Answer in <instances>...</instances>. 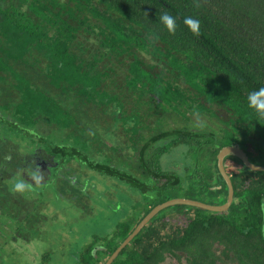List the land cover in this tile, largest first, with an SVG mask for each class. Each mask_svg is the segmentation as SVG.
<instances>
[{"label": "trees", "instance_id": "obj_1", "mask_svg": "<svg viewBox=\"0 0 264 264\" xmlns=\"http://www.w3.org/2000/svg\"><path fill=\"white\" fill-rule=\"evenodd\" d=\"M1 1L0 83L2 92L12 95L0 102V150L19 147L23 155L7 160L0 151V170L20 161L18 165L26 164L30 171L40 164L32 156L48 155L54 167L76 159L125 182L137 194L135 199L126 195L125 217L110 232L91 234L73 252L70 264H103L137 222L166 199L184 196L223 203L228 190L217 167L218 151L238 145L254 162L250 156L264 150V119H258L247 101L250 92L264 86V0H199V7L194 0ZM165 12L176 18L175 35L159 19ZM188 16L200 21V36L184 25ZM79 30L97 35L90 56L76 40ZM146 51L149 62L141 55ZM105 58L125 62L122 85L113 67L101 63ZM40 63L48 87L34 82L22 67ZM109 80L117 90L109 88ZM145 95L187 120V110L194 109L220 123H185L151 132L139 111ZM88 104L110 109L114 129L101 131L96 116L93 124L83 120ZM213 105L226 112L225 118ZM118 128L126 143L108 147L117 154L118 149H129L123 154L127 159L121 155L115 160L108 153L95 156L98 139H114ZM18 139H26V145ZM176 145L180 163L174 167L161 157ZM224 164L233 185L227 209L168 205L110 264H164L166 256L184 259L182 264H264V170L250 169L234 155L225 156ZM16 174L10 182L2 180L0 189L9 190ZM10 194L0 190V196ZM168 212L183 215L185 223H169ZM39 264H51L49 254L43 253Z\"/></svg>", "mask_w": 264, "mask_h": 264}, {"label": "rangeland", "instance_id": "obj_2", "mask_svg": "<svg viewBox=\"0 0 264 264\" xmlns=\"http://www.w3.org/2000/svg\"><path fill=\"white\" fill-rule=\"evenodd\" d=\"M1 3L5 5L7 0H2ZM96 38L97 35L94 31L84 32L79 30L76 40L81 42V46L87 51L85 54L90 56L91 51L97 47ZM145 53L144 55L141 54L142 58L149 62L147 55L151 54L148 51ZM107 60L105 58L101 63L105 61L113 67L114 73L112 74L117 78V82L122 85L121 81L124 80L126 72L125 62H120L116 58H111L110 61ZM160 63L168 66L165 62L161 61ZM40 65L42 67H39ZM22 67L34 82L45 87L49 86L41 69L44 68L42 63L38 65L26 64ZM158 68L156 67L155 70ZM108 85L112 90H117L116 84L112 81L109 80ZM1 87L2 84L0 83V102H4L8 95H12V93L5 90L2 92L4 88ZM143 98L146 99L144 105L142 104L140 110H138L143 116L142 123L147 126L145 129H149L151 132L158 127L162 129L172 128L185 123L191 126L195 125L194 122L208 126H215L216 123H220L217 117L198 113L194 109L187 110L190 117L187 120L169 107L166 109L163 107L165 109L163 110L162 105L158 106L147 95ZM129 103H126L127 109L131 107ZM144 108H148L147 112L144 111ZM85 109L90 120L82 116L83 120L87 119L89 123L93 124V117L96 116L98 128L101 131L114 129V126H112L114 122L108 114L110 109H107L106 106L88 104ZM213 109L219 117L225 118L226 112L221 107L213 105ZM93 131L94 129L89 128L88 132L90 135H94ZM96 134L99 136V133ZM113 138L107 141L104 136H101V139H98L93 146L95 150H99V154L95 153V156L108 153L112 156V159L118 160L116 159L118 156H123L125 151H130L129 149H118L119 154H117V152L112 153V150L108 147L110 144L120 143L123 145L126 143V137L121 128L113 132ZM18 140L21 146L26 145V139ZM22 150L19 147L14 149L5 146L0 151L2 154H6L8 160L11 156H13V159L21 157ZM178 151L176 145L170 152L162 155L161 161L165 164L169 162V164L177 167L180 163L177 159V156L180 155ZM9 152L10 154H7ZM123 157L127 159V155ZM31 158L36 162H40L38 165L44 172L45 180L42 187H37L32 192L21 195L5 190L7 193H11L10 198L0 196V264H39L43 253L49 254L51 264H70L73 252H77L81 245L91 238V234L96 232L104 235L110 232L118 219L125 217V209L128 205L126 195L135 199L137 194L133 193V189L125 182L119 181L116 177L99 173L86 167V165H80L76 159L69 160L63 166L54 167L51 165L55 163L48 155L42 157V159L39 156H32ZM250 158L262 162L264 160V150H260V154H254ZM19 163L20 161L17 165L11 166L9 162V166L0 170L1 183L13 180L16 171L20 172L23 179L28 181L30 167L26 164L24 166L18 165ZM3 166L1 165V167ZM240 166L243 167L242 164ZM21 176L16 174V180L21 179ZM0 190L3 193L5 192L2 189ZM9 212L14 213L12 217L7 215ZM6 216H9L10 219ZM167 218H169L171 224L177 222L183 224L186 220L183 215L175 212H168ZM163 262L164 264H182L184 259L180 261L176 257L166 256ZM216 264L226 263L218 261Z\"/></svg>", "mask_w": 264, "mask_h": 264}, {"label": "water", "instance_id": "obj_3", "mask_svg": "<svg viewBox=\"0 0 264 264\" xmlns=\"http://www.w3.org/2000/svg\"><path fill=\"white\" fill-rule=\"evenodd\" d=\"M227 155H234L238 157L242 163L249 167L250 169L255 170H264V164H259L251 161L247 154L245 153L244 149L241 148L238 145H229L227 147L222 148L218 151L216 154V163L219 172L223 176L224 180L227 184V197L226 200L223 203L220 204H214V203H207L198 199L184 197V196H178V197H172L169 199H166L162 202H159L155 204L135 225L133 230L117 245V247L111 252V254L108 256V258L105 260L103 264H110L111 261L114 259V257L118 254V252L122 249L123 246L126 245L130 241V239L142 228V226L153 216L155 215L159 210L163 209L164 207L168 205H172L175 203H184V204H190L195 205L203 208H207L213 211H220L225 210L229 207L232 199H233V185L230 179L229 174L227 173L225 169L224 164V158Z\"/></svg>", "mask_w": 264, "mask_h": 264}, {"label": "clouds", "instance_id": "obj_4", "mask_svg": "<svg viewBox=\"0 0 264 264\" xmlns=\"http://www.w3.org/2000/svg\"><path fill=\"white\" fill-rule=\"evenodd\" d=\"M194 3L199 7V0H194ZM160 21L166 27L171 35H175L177 28L176 18L170 15L168 12L163 13L160 16ZM184 25L191 31L194 36H200V21L191 16L185 17L183 19ZM248 107L254 110L258 119H264V86H261L258 90L252 91L247 97ZM45 180L44 172L41 170L39 165L29 171L28 181L24 179L16 180L9 191L13 194H25L27 192L34 191L37 187H42Z\"/></svg>", "mask_w": 264, "mask_h": 264}, {"label": "flooded vegetation", "instance_id": "obj_5", "mask_svg": "<svg viewBox=\"0 0 264 264\" xmlns=\"http://www.w3.org/2000/svg\"><path fill=\"white\" fill-rule=\"evenodd\" d=\"M246 153V152H245ZM248 156V155H247ZM249 158V157H248Z\"/></svg>", "mask_w": 264, "mask_h": 264}]
</instances>
